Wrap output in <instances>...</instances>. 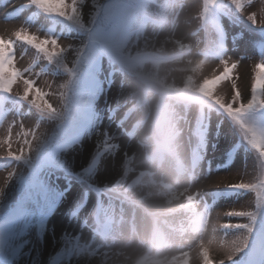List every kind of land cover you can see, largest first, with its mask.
<instances>
[{
  "label": "rangeland",
  "instance_id": "obj_1",
  "mask_svg": "<svg viewBox=\"0 0 264 264\" xmlns=\"http://www.w3.org/2000/svg\"><path fill=\"white\" fill-rule=\"evenodd\" d=\"M1 1V0H0ZM26 0H14L17 5ZM102 0H99V3ZM204 0H151L149 3H141L142 12L148 13L152 18H164L165 23L153 24L151 22H140L138 25V34L134 33L130 42L124 51L125 57L134 52L154 53H174L171 44H165L166 38L171 36L176 48L179 50L181 44L184 45L182 50L185 53V63L176 65L173 81L176 86H182L188 76L194 79L202 80L203 78H212L223 70L220 60L212 59V56L203 58L198 51L203 49H213L216 46V38L209 25L204 26V30L193 34V30L199 25L200 10ZM226 4L232 15V24L228 26L230 35L226 42V52L223 58L228 59L229 67L231 63H238V67L233 70L231 75L235 79L237 88L244 91L250 96V87L255 64L264 61V53L257 54L254 49L256 41L259 39V32L264 29V25H258L260 22L259 10L264 6V0H253L250 11L257 12V25L252 24L247 18L236 12L233 5L228 0H218ZM70 2V0H69ZM245 3L246 0H242ZM12 9L9 0L0 2V36L9 38L11 32L19 26L26 27L38 35L56 39L59 47L75 48L81 46L82 41L86 40L83 31L72 22L70 28L62 34L47 32L51 23L50 16L41 15L35 20L27 21L24 16L5 18V14ZM82 21L88 25L96 8L92 0H85L80 8ZM138 13V17H139ZM51 18H54L53 16ZM58 18V17H55ZM63 19V18H60ZM58 28V27H57ZM155 36V41L151 47L145 44V38ZM155 49V51H153ZM15 67L23 70L29 67L30 60L37 57L39 65L33 67L34 73H25V78L30 77L34 81V86L45 93L49 103L58 107V93L56 96L51 95V90L47 87L53 81L57 83L66 82L64 66H71L74 60L71 52L66 53L62 60L47 61L37 54L30 46L16 43ZM95 54L89 57L93 62ZM193 63L189 66L187 60ZM204 63L197 68L199 61ZM48 64L46 72L41 71V64ZM51 65H50V64ZM108 62L99 66V69ZM169 65L161 63L158 65L146 64L142 68L131 70L127 73L121 70L115 75L112 85L108 89L103 88L101 75L97 71V88L92 91L91 101L94 103V113L92 114V123L87 127L84 135L76 143L59 152L56 161L58 165H63L73 172L79 174L85 171V167L91 161L97 151L102 150L95 168L87 175L83 176L88 181L98 186L113 188L114 190L124 191L128 182L136 174L145 170L142 180L130 190L135 205V214L133 220H127V217L120 223L115 219L113 227L105 239L100 235L92 232L90 228L83 224L81 219H86L83 215L70 219L68 210L74 206L80 199V193L85 186L75 184L71 193L62 197L57 209L50 216H43L39 219L32 199H36L32 191L29 192V198L24 199L23 207L28 210L29 216L14 228L9 230L6 236V248L12 252L15 247H20L15 256L10 255L8 262L10 264H48L49 259L57 255L58 264H150L153 260L167 259L171 264H202L198 255V245L201 242V236L189 227V217L181 211L183 201L179 199L181 192L192 194L198 199V206L194 205L195 210L204 213V202L206 197L211 196L214 190L224 189V183H236L243 180L244 182H254L261 179V162L255 153H249L241 150L235 159V162L229 169H216L211 166L209 171L204 170L202 165L195 170L190 176H186L185 171L176 174L173 172V163L181 160L184 164L191 155L193 150L201 151L206 158L222 160L224 151L230 146L229 137L235 139L236 125H230L226 121H219L211 116L209 125L206 129L205 140L199 145L196 138L191 133V125L196 116L192 107L178 106L176 112L172 114V120L165 125L167 134L171 138V155L165 163L161 165L151 162L144 158L147 152L145 148L149 145L147 127L142 126L138 134L131 138L129 125H123L118 118L108 119L107 105H119V111L115 117H119L122 110L132 103L138 102L141 77L159 72H167ZM195 68V73L192 69ZM94 75V73H93ZM53 80V81H52ZM22 84L14 86V91H22ZM152 87V86H151ZM154 88V87H152ZM232 88L231 81L219 82L214 91L222 95L226 100L230 99ZM156 89V88H154ZM157 90V89H156ZM18 97V96H12ZM148 103L142 105V110H138L132 116L133 119H140L148 111L153 103V96L148 94ZM39 102V101H38ZM122 102H126L123 104ZM63 119L50 118L39 113L34 108L31 110H22L18 115H9L0 126V139L5 138L6 128L10 123L22 124L25 131L29 128L38 126L41 132L45 133L46 140L43 146L50 143V140L58 134L68 133V129L74 124V115L78 113L76 108H70L67 111V118ZM72 115V116H71ZM220 122V123H218ZM245 123L247 121H244ZM173 123V125H171ZM19 129L13 130V150H17L21 145L16 142L15 133ZM143 132V133H141ZM139 133H141L139 135ZM146 134V135H145ZM23 137H21L22 141ZM29 139H31L29 137ZM108 141L115 147L110 151H104L103 145ZM178 140V144H177ZM34 151L29 154V162L18 161L12 162L8 168L0 170V187H3L5 178L9 173L15 175L5 185L2 194H0V214L16 200L23 198V179L26 168L31 160L37 154ZM0 155H6V150L0 147ZM6 162L7 158L0 159V162ZM52 179H48L47 184H51ZM166 185L169 189H166ZM59 193V192H58ZM43 194L48 198L57 196L56 189L51 192L46 190ZM251 210L256 212V222L259 219L258 209L255 207V194L251 192L238 193L228 199L220 200L209 211L213 223L219 225L225 222L244 223L243 218L226 217L227 211ZM160 213L159 221L165 222L167 233L164 239L167 246H160L158 249L146 250V244L151 236L152 219L151 213ZM85 213V212H84ZM131 228V229H130ZM218 237H211L214 243L209 245L205 240V247L220 251L219 244L216 240L234 238L239 235V231L218 230ZM251 236V235H250ZM183 241L182 243H180ZM184 252L188 256L183 255ZM69 253V254H68ZM215 255V253H213ZM239 253L233 257L232 263L237 259ZM173 257L175 258L173 260Z\"/></svg>",
  "mask_w": 264,
  "mask_h": 264
},
{
  "label": "snow or ice",
  "instance_id": "obj_2",
  "mask_svg": "<svg viewBox=\"0 0 264 264\" xmlns=\"http://www.w3.org/2000/svg\"><path fill=\"white\" fill-rule=\"evenodd\" d=\"M84 2L85 0H70V2L69 0H26V2H22L19 6H15L14 0H9L13 11L33 7L47 16L60 17L72 22L85 33L86 40L82 41L79 47L69 48L66 46L58 48L59 42L56 39L45 36L41 38V35L23 26H19L12 31L9 38L0 36V93L18 96L21 100L29 103L39 113L50 118L63 119L64 111L69 103L68 90L72 83L71 78L76 71V67L82 61H86L93 54L106 53L121 68L125 65L128 58L125 57L124 51L130 42L131 36L134 33L138 34V11L141 0H134L131 4L119 3L117 0H107L103 6L99 5V0H92L96 12L93 14L92 20L88 25L82 21L81 17L80 8ZM213 2L214 0H205L204 12L200 19L207 18L209 5ZM228 2L234 6L236 12L245 16L252 24H258L257 12L250 11L253 0H246L247 7L242 0H228ZM259 16L261 19L258 25H264V6L260 8ZM104 24H110L112 30L105 32L103 30ZM171 36L164 41L165 44L172 45V50L175 53V55L166 60L169 65L167 72L164 74L159 72L149 74L144 77L146 82L156 88L162 97L174 96L186 102L199 103L201 106L205 104L217 106L241 128L245 139L259 154L261 161L264 162V130L257 131L255 128L247 126L243 119L248 113L264 109V61L255 64L250 96L247 94V90L242 91L237 88L235 79L231 75L233 70L238 67V63H231L229 67V61L226 58L219 61L220 65L223 66V70L218 75L214 74L212 78H203L202 80L188 76L182 86H176L172 82L176 71L175 66L185 63V53L182 51L184 45L181 44L178 50ZM155 39V36L147 37L145 38V44L151 47ZM17 42L30 46L47 61L62 60L65 54L69 52L73 55L74 60L72 66H64V71L68 74V80L64 83H57L52 80L53 82L47 85L51 90V95L56 96L58 93V107L53 106L46 99L49 93H45L41 89L36 88L33 79L30 77L25 78L24 76L25 73H32L33 75H39V73H34L31 66L24 68L22 71L15 67L14 49ZM156 60L159 63L160 58L157 57ZM192 63V60H187L189 66ZM203 63V60L199 61L197 68ZM195 71L196 69L193 68L192 72L195 73ZM221 81L232 82L230 99L226 100L222 95L214 91L215 86ZM19 84L23 86L22 91H14V86ZM14 129H19L15 133V136L16 142L21 145L15 151L12 148ZM21 137H23L22 141ZM45 140V133L41 132L38 126L25 131V127L22 124L10 123L6 128L5 138L0 139V147L6 150V155H0V159L7 158L12 161L29 162V154L34 151H39L40 146L45 143ZM114 147V145H111L106 140L103 145V150L110 151ZM261 167L264 169V163H262ZM261 174L264 175V171H261ZM14 175L15 173L12 172L5 178L3 187H0V194H2L5 185ZM222 186L254 193L255 207L257 209L264 208V179H260L258 183L244 182L241 180L236 183H224ZM178 198L183 201L181 211L189 217V227L201 236V242L198 245V255L202 264H227L238 253L249 247L250 235L253 233L256 222L255 211H227L225 213L226 217L243 218L246 222H225L216 225L210 216L204 213H198L195 210L194 195L181 192ZM218 230H238L240 234L234 238L229 239L225 237L223 240H216L215 242L219 244L220 251L216 252V249H211L210 251L208 247H205V240H207L209 245H212L214 239L211 237H218ZM2 239L3 229L0 228V241ZM154 239L158 247L167 246V242L158 231L154 233ZM261 251H264V237L261 240ZM183 255L187 257L188 253L184 252ZM150 264H171V262L167 259L153 260ZM184 264H188L187 260H185Z\"/></svg>",
  "mask_w": 264,
  "mask_h": 264
},
{
  "label": "clouds",
  "instance_id": "obj_3",
  "mask_svg": "<svg viewBox=\"0 0 264 264\" xmlns=\"http://www.w3.org/2000/svg\"><path fill=\"white\" fill-rule=\"evenodd\" d=\"M177 144H178V140H177Z\"/></svg>",
  "mask_w": 264,
  "mask_h": 264
}]
</instances>
